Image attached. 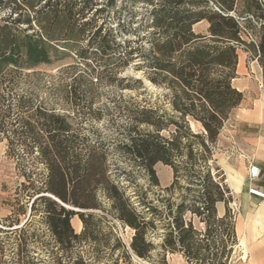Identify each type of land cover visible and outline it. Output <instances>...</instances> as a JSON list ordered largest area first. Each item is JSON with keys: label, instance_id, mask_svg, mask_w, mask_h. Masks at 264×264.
I'll return each instance as SVG.
<instances>
[{"label": "trees", "instance_id": "obj_1", "mask_svg": "<svg viewBox=\"0 0 264 264\" xmlns=\"http://www.w3.org/2000/svg\"><path fill=\"white\" fill-rule=\"evenodd\" d=\"M117 1L0 0V11L7 12L0 18V75L9 67L50 64L51 55L61 52L51 43L86 38L87 49L94 53L140 59L135 69L165 91L162 97L170 108L168 113L145 101L136 110H124L128 122L117 149L132 164L129 171L119 169L113 177L106 176L98 143L78 147L59 138L56 143V137L67 136L68 126L49 135L52 144L38 151L46 177L28 192V197L38 195L31 207L37 201L43 204L45 222L65 255L75 244L83 246L73 264H135L134 258L152 261L153 254L164 262L165 253L181 254L189 264H225L222 260H230L237 238L228 209L230 192L214 165L213 149L243 100L232 87L238 51L253 55L264 71V28L255 45L242 39L248 34V18L259 17L264 4L126 0L131 17L142 11L139 25L131 31L119 23L115 30L110 25ZM202 22L206 32L196 33L194 26ZM137 31L141 35L128 38ZM122 38L124 46L118 41ZM129 81L143 84L141 79ZM190 122L200 127L198 133L191 131ZM159 162L172 170V182L149 197L158 187L153 168ZM134 173L145 179V189L135 185ZM97 194L108 208L98 204ZM75 216L82 225L79 234L70 225ZM125 229L132 232L127 242L122 237Z\"/></svg>", "mask_w": 264, "mask_h": 264}, {"label": "rangeland", "instance_id": "obj_2", "mask_svg": "<svg viewBox=\"0 0 264 264\" xmlns=\"http://www.w3.org/2000/svg\"><path fill=\"white\" fill-rule=\"evenodd\" d=\"M117 5L110 25L114 30L118 29L116 23L124 29H136L142 19V11L138 10L139 14L134 18L131 17L128 1L118 0ZM137 9L140 8H135V11ZM6 15L7 12L0 11L1 19ZM248 20L245 24L248 34L245 33L247 39L244 41L247 45H255L258 33L264 28V10L259 17ZM205 29L204 24L194 28L196 33H205ZM141 33L137 31L135 36L128 34V38L133 39ZM123 40L118 39L122 45ZM51 45L61 52L58 56L51 55L50 64L34 68L9 67L0 75V264H73L83 251L82 245L75 244L65 255L45 222L43 204L37 201L31 207L38 195L28 197V192L33 193L32 189L38 187L46 177L38 151L40 147L52 144L49 135L68 126L67 136L56 137V143L58 138L78 147L98 143L104 154L106 176L113 177L118 175L119 169L129 171L132 164L117 149L118 143L124 141L120 133L128 122L124 110H136L149 101L170 113L169 105L162 97L165 91L150 84L142 71L135 69L141 63L140 59L125 61L109 52L105 55L94 53L93 49H87L86 38L60 40ZM125 50L129 49L120 51L124 53ZM130 78L141 79L142 86L131 83ZM189 125L192 132L200 131L198 125L192 122ZM166 134L164 132L163 135ZM224 158V148L217 140L213 149L214 165H223ZM153 169L158 187L152 188L149 197L172 182L169 167L159 162ZM131 178L135 185L146 188L145 179L140 174L134 173ZM230 182L239 185L240 179L229 174L224 183L228 185ZM229 195L228 209L235 219V226L237 223L241 225L237 232L235 229L237 244L230 260L223 259L222 262L250 264L248 224L253 240L264 234V207L247 217L246 222H240L238 198L231 190ZM97 202L108 208V202L101 194H97ZM223 212L224 206L218 205L219 215ZM70 225L75 234L80 233L82 225L77 216L71 219ZM131 234L125 229L122 233L125 242L129 241ZM152 240L155 244L159 243L158 239ZM157 251H160L159 248ZM134 262L189 264L178 253H165L164 262L156 254L152 255V261L134 258Z\"/></svg>", "mask_w": 264, "mask_h": 264}, {"label": "crops", "instance_id": "obj_3", "mask_svg": "<svg viewBox=\"0 0 264 264\" xmlns=\"http://www.w3.org/2000/svg\"><path fill=\"white\" fill-rule=\"evenodd\" d=\"M260 1L264 4V0ZM202 24L207 29L204 22L194 28ZM242 39H247V36L242 35ZM232 87L242 93L243 100L218 137V144L223 146L225 158L223 165L216 167L223 173L224 179H228L229 174L240 179L239 185L231 182L228 183L229 187L226 183L225 185L238 198L240 222H246L247 217L264 207V197L250 192L254 190L264 195V71L257 59L244 50L238 51ZM251 168L257 170L256 178L249 176ZM240 225L241 223L236 224V232ZM248 232L250 264H264V234L253 240L249 224Z\"/></svg>", "mask_w": 264, "mask_h": 264}, {"label": "built area", "instance_id": "obj_4", "mask_svg": "<svg viewBox=\"0 0 264 264\" xmlns=\"http://www.w3.org/2000/svg\"><path fill=\"white\" fill-rule=\"evenodd\" d=\"M257 175H258L257 170H255L254 168H251L250 169V172H249V176L253 179V178H256ZM250 192L253 195L260 196V197H264V195H260L258 192L254 191V190H251Z\"/></svg>", "mask_w": 264, "mask_h": 264}, {"label": "water", "instance_id": "obj_5", "mask_svg": "<svg viewBox=\"0 0 264 264\" xmlns=\"http://www.w3.org/2000/svg\"><path fill=\"white\" fill-rule=\"evenodd\" d=\"M73 212H81L80 210H76V209H70Z\"/></svg>", "mask_w": 264, "mask_h": 264}, {"label": "bare ground", "instance_id": "obj_6", "mask_svg": "<svg viewBox=\"0 0 264 264\" xmlns=\"http://www.w3.org/2000/svg\"><path fill=\"white\" fill-rule=\"evenodd\" d=\"M252 188V187H251ZM79 227H80V224H79Z\"/></svg>", "mask_w": 264, "mask_h": 264}]
</instances>
